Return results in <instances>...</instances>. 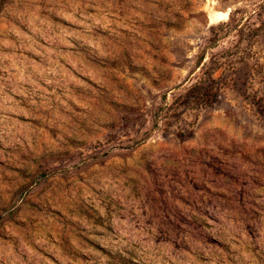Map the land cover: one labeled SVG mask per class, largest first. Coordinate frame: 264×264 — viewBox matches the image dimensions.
<instances>
[{"label": "rangeland", "instance_id": "374dc122", "mask_svg": "<svg viewBox=\"0 0 264 264\" xmlns=\"http://www.w3.org/2000/svg\"><path fill=\"white\" fill-rule=\"evenodd\" d=\"M0 264H264V0H0Z\"/></svg>", "mask_w": 264, "mask_h": 264}, {"label": "bare ground", "instance_id": "6f19581e", "mask_svg": "<svg viewBox=\"0 0 264 264\" xmlns=\"http://www.w3.org/2000/svg\"><path fill=\"white\" fill-rule=\"evenodd\" d=\"M220 11H211L209 12L208 16H209V21L215 20L219 17ZM223 15V13H222Z\"/></svg>", "mask_w": 264, "mask_h": 264}]
</instances>
